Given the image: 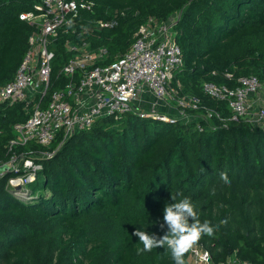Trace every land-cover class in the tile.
I'll return each mask as SVG.
<instances>
[{"label":"trees","instance_id":"trees-1","mask_svg":"<svg viewBox=\"0 0 264 264\" xmlns=\"http://www.w3.org/2000/svg\"><path fill=\"white\" fill-rule=\"evenodd\" d=\"M39 1L0 0V83L14 79L34 30L20 13ZM179 10L184 63L176 75L184 91L201 96L192 90L198 76L203 83H231L225 70L254 74L264 83V0H97L93 10H81L75 32L51 43L48 95L65 81L60 70L71 55L67 37L106 45L101 62L108 63L129 48L147 17L166 19ZM110 14L119 19L115 27L82 29ZM203 93L205 104L227 111L225 102ZM27 117L25 103H0V159L14 125ZM62 136L48 146H21L55 150L41 159L26 198L7 187L10 175L0 178V264H174L163 247L139 253L143 245L132 235L138 227L164 235L167 226L160 224L165 206L175 202L172 194L189 198L200 222L214 227L197 243L215 260L237 252L242 260L264 264V126L240 120L200 130L195 117L167 120L128 111L98 117L63 142Z\"/></svg>","mask_w":264,"mask_h":264},{"label":"built area","instance_id":"built-area-1","mask_svg":"<svg viewBox=\"0 0 264 264\" xmlns=\"http://www.w3.org/2000/svg\"><path fill=\"white\" fill-rule=\"evenodd\" d=\"M96 3L97 0H40L32 9L20 13L34 30L14 79L0 83V103L23 102L28 112L26 119L14 125L15 136L7 145L8 157L0 163V166L7 165L5 170H0V178L10 175L7 187L19 197L26 198L30 194V185L43 168L41 159L55 152L54 149H23L21 146L29 141L48 146L60 132L63 142L76 131L91 126L98 117L117 118L128 111L155 116V112L149 114L135 109L149 103L156 109L157 104L169 99L176 101L181 116L156 117L189 121L196 116L200 130L215 127L218 122L223 125L240 120L253 125L254 122L264 123V105H258L255 100L263 85L257 75L236 76L225 70L222 75L231 83L204 81V92L225 102L226 112L205 104L200 95L184 91L179 83L173 84L177 69L184 63L183 50L177 40L179 17L174 14L166 19L147 17L135 31L129 48L108 63L101 62L108 56L106 45L92 46L91 41L67 37L65 46L71 55L60 70L65 81L48 95L53 84L51 43L75 32L81 10H93ZM118 22L119 19L110 14L91 24L83 23L82 29L115 27ZM190 110L201 114L191 115ZM185 264L251 263L242 260L237 253L217 261L209 249L196 243L189 250Z\"/></svg>","mask_w":264,"mask_h":264},{"label":"clouds","instance_id":"clouds-1","mask_svg":"<svg viewBox=\"0 0 264 264\" xmlns=\"http://www.w3.org/2000/svg\"><path fill=\"white\" fill-rule=\"evenodd\" d=\"M222 180L230 184L227 174H222ZM174 203H169L164 208L163 223L160 228L167 226L163 236L150 234L139 227L132 235L138 237L143 247L138 249L139 253L150 252L154 248L163 247L170 252L174 264H185V254L199 241L203 235L212 236L214 227L208 221L200 222L195 207L189 198L177 200L172 194ZM189 218L193 222L189 223Z\"/></svg>","mask_w":264,"mask_h":264},{"label":"rangeland","instance_id":"rangeland-1","mask_svg":"<svg viewBox=\"0 0 264 264\" xmlns=\"http://www.w3.org/2000/svg\"><path fill=\"white\" fill-rule=\"evenodd\" d=\"M181 12H182V10H179V11L173 13V14L178 18V17H180ZM177 83L180 84V86L182 87V89L184 88V83H183V81H182L181 78L178 77V76L176 75V73H175V76H174V78H173V84L177 85ZM262 83H263V82H262ZM192 87H193V89H192L193 91H195V92L201 94V97H202V95H203V98H204V99H205V98L207 99V97L204 96V93H203V77H200V76L196 77V78L194 79V85H193ZM187 90H190V89L187 88ZM167 100H168V101H162V103L157 104V105H156V106H157L156 109H153L152 106H151V103H149L148 105H147V104H142L141 107L138 106L135 110H137V111H145L146 113H149V114H150V112H155V113H157L155 116H160V117H162L163 115H164L165 117H170V118H172V117H173V118L180 117L181 115H180L179 111L177 110L178 107H177V103H176V101L169 100V99H167ZM255 100H256V103H257L258 105H259V104H260V105H261V104L264 105V83H263V85H262V87H261V89H260V94H257V95H256ZM154 110H155V111H154ZM161 112H162L163 114H162ZM188 113H190L191 115H197V114H199L200 112H198V113H193V111L190 110V111H188ZM200 114H201V113H200ZM193 117H196V116H192V118H193ZM212 121H213V120H212ZM212 121H211V122H212ZM213 122H216V121H213ZM256 123H257V122H254V125H255V126H264V123L261 124V125H257ZM5 146H6V145H5ZM6 154H7V157H8V149L5 151V155H4V157L0 159V162H2V161H4V160L7 159ZM44 192L48 193V191H38L37 194H41V193H44ZM233 253H237V252H233Z\"/></svg>","mask_w":264,"mask_h":264},{"label":"water","instance_id":"water-1","mask_svg":"<svg viewBox=\"0 0 264 264\" xmlns=\"http://www.w3.org/2000/svg\"><path fill=\"white\" fill-rule=\"evenodd\" d=\"M7 168V165H1L0 170H5Z\"/></svg>","mask_w":264,"mask_h":264}]
</instances>
